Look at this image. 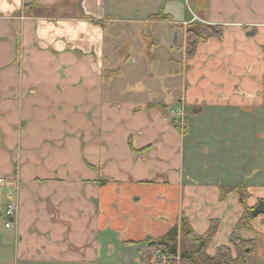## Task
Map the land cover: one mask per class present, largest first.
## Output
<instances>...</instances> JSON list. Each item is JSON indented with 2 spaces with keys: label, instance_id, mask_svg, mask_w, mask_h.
I'll list each match as a JSON object with an SVG mask.
<instances>
[{
  "label": "crops",
  "instance_id": "1",
  "mask_svg": "<svg viewBox=\"0 0 264 264\" xmlns=\"http://www.w3.org/2000/svg\"><path fill=\"white\" fill-rule=\"evenodd\" d=\"M191 23L222 39L187 57ZM263 48L264 0H0V264H151L145 242L182 219L198 236L219 222L207 256L230 247L242 208L219 188L264 200L263 114L247 138ZM250 225L234 235L264 264Z\"/></svg>",
  "mask_w": 264,
  "mask_h": 264
},
{
  "label": "trees",
  "instance_id": "2",
  "mask_svg": "<svg viewBox=\"0 0 264 264\" xmlns=\"http://www.w3.org/2000/svg\"><path fill=\"white\" fill-rule=\"evenodd\" d=\"M223 28L221 26H207L200 23L186 25L184 39L187 57H192L197 45L206 43L210 39L221 40ZM235 193L238 204L242 208L240 219L236 223L233 234L229 239L230 247H219L213 257L206 255V249L217 232L219 222L212 220L207 231L198 236L192 232L185 219L180 221V226L170 228L164 236L157 240H147L145 247L162 253L166 262L164 264H246V257L254 250V241H242L235 237L239 230H252L250 222L262 217L264 222V200L258 199L252 207L246 206L249 199L246 185L231 188H219V202L225 197ZM231 248L235 255H231Z\"/></svg>",
  "mask_w": 264,
  "mask_h": 264
},
{
  "label": "rangeland",
  "instance_id": "3",
  "mask_svg": "<svg viewBox=\"0 0 264 264\" xmlns=\"http://www.w3.org/2000/svg\"><path fill=\"white\" fill-rule=\"evenodd\" d=\"M189 7V6H188ZM202 24V23H201ZM204 25V24H203ZM185 28L186 26H184V29L182 30V33H183V36H184V33H185ZM250 33V32H249ZM184 43H185V39H184ZM186 51V50H185ZM263 55H264V48H263ZM262 90H263V94L262 96H264V57H263V79H262ZM258 95L261 96V93H259ZM261 96V97H262ZM264 100V99H263ZM247 110V109H246ZM187 112L185 111V108H184V113ZM261 113V115L263 114L264 115V105L262 107H257V108H252V109H248V112H247V120L249 119L250 120V123H251V127L250 128H247L248 130L249 129H252L254 130L253 133L251 135H248L247 138L251 139V137H255V139L259 142L260 141V138L263 137L264 138V132H261V137L258 138L256 135L258 133V130H256V128L258 127H262L261 124H258V123H255V114H259ZM263 123H264V116H263ZM263 128V127H262ZM247 130V132H248ZM255 130L257 131V133L255 132ZM259 136V135H258ZM248 140V139H247ZM264 141V140H263ZM264 146V144L262 145ZM252 151L254 152L256 150L255 153H253V155L257 154V158H259V164L260 163H264V154L263 153H260V146L259 144L257 145V147H253L251 148ZM262 149V147H261ZM261 159H263V161H261ZM3 228V224H2V220L0 219V229Z\"/></svg>",
  "mask_w": 264,
  "mask_h": 264
},
{
  "label": "built area",
  "instance_id": "4",
  "mask_svg": "<svg viewBox=\"0 0 264 264\" xmlns=\"http://www.w3.org/2000/svg\"><path fill=\"white\" fill-rule=\"evenodd\" d=\"M172 117L174 118L173 124L174 126L178 127L182 125V117H183V113L182 110H176V111H172L171 112ZM14 212V207L12 205H7L5 208V212H4V216L6 218L12 216ZM5 227H9V224H5ZM162 261H164V258L161 259Z\"/></svg>",
  "mask_w": 264,
  "mask_h": 264
},
{
  "label": "water",
  "instance_id": "5",
  "mask_svg": "<svg viewBox=\"0 0 264 264\" xmlns=\"http://www.w3.org/2000/svg\"><path fill=\"white\" fill-rule=\"evenodd\" d=\"M247 35H252V33L250 32V33H247Z\"/></svg>",
  "mask_w": 264,
  "mask_h": 264
}]
</instances>
